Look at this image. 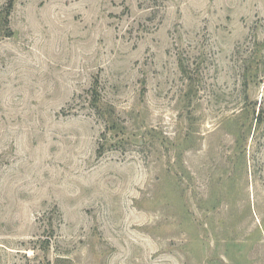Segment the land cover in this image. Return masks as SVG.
I'll use <instances>...</instances> for the list:
<instances>
[{
  "label": "rangeland",
  "instance_id": "obj_1",
  "mask_svg": "<svg viewBox=\"0 0 264 264\" xmlns=\"http://www.w3.org/2000/svg\"><path fill=\"white\" fill-rule=\"evenodd\" d=\"M0 264H264V0H0Z\"/></svg>",
  "mask_w": 264,
  "mask_h": 264
}]
</instances>
